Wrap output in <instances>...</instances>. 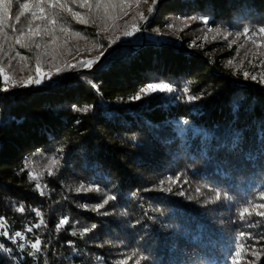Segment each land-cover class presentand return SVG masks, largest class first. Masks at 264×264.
I'll use <instances>...</instances> for the list:
<instances>
[{"label":"trees","instance_id":"1","mask_svg":"<svg viewBox=\"0 0 264 264\" xmlns=\"http://www.w3.org/2000/svg\"><path fill=\"white\" fill-rule=\"evenodd\" d=\"M90 3L91 11L71 5L87 23L65 12L54 43L43 31L26 33L30 47L20 48L10 28L7 41L0 33V67L8 75L18 82L35 78L39 56L41 73L52 77L0 91V217L6 225L0 231L24 235L15 243L0 237L12 249L11 255L0 251V264H117L133 252L128 264L139 255L148 256L140 264H229L241 232L253 238L260 258L245 250L240 264H264V218L240 216L264 202V150L257 139L264 83L244 76L264 74V36L242 35L264 26V0ZM17 11L14 0L9 16ZM34 23L43 28L45 22ZM21 24L27 27L24 18ZM133 24L144 30L125 36ZM97 57L91 68L79 65ZM157 82L175 90L132 99ZM188 95L201 98L189 101ZM74 105L91 108L74 111ZM109 195L116 199L93 210ZM63 217L69 223L57 230ZM92 224L94 230L79 234ZM36 237L40 251L29 243Z\"/></svg>","mask_w":264,"mask_h":264},{"label":"snow or ice","instance_id":"2","mask_svg":"<svg viewBox=\"0 0 264 264\" xmlns=\"http://www.w3.org/2000/svg\"><path fill=\"white\" fill-rule=\"evenodd\" d=\"M14 0H0V10L3 11V16H0V33H3L5 37V41H7L8 38V32L5 30V28H10L11 32L15 34L14 36V43L16 45H19L20 48H29L30 44L25 42L26 33L28 37H31L32 35H40L41 31H43L45 34H51L52 35V41L53 43L57 39V37L54 35L55 33V25L60 23L63 20V14L67 12L71 15L72 19L76 20L77 23H87L85 19H83L82 13L80 11H76L73 9L71 5H76L78 8H88L89 11H91V8L93 5L90 3V0H24V2H21V0H15V4L17 5L18 11L13 13L11 17L9 16L10 9L13 5ZM153 6L156 4V0H152ZM96 8L101 7V0H96L95 4ZM33 8L39 10V14L37 11L32 10ZM149 13L153 12V8L148 9ZM26 12L28 15L26 16ZM140 19H143L147 21L148 17L144 16L143 13L138 14ZM14 19L15 23L6 25L5 22L8 19ZM24 18L27 21V27L21 24V20ZM192 19H196L193 17ZM36 20L44 21L43 28L41 24L34 23ZM203 22L205 24L209 23V19L207 16L203 18ZM48 25H52L53 27L49 28ZM173 25H169V27H172ZM144 29L140 27L137 24H133V31H126L124 33L125 36H131L134 34V32H142ZM60 31L64 32L67 31V29L61 25ZM251 31L252 35H262L264 36V26L260 27L259 29L254 30H246L242 35L246 36L248 39H252V36L249 35V32ZM75 35L79 36L80 33L76 32ZM236 41L234 40L233 43ZM115 43V41H110L109 46L111 44ZM252 43L255 44L256 41L252 40ZM243 45H241L242 47ZM260 45H257L259 47ZM35 47L39 49L41 47L40 44H36ZM3 50L2 45H0V51ZM105 51H107L105 49ZM104 53H101V56H103ZM16 56L20 57L21 60L26 59V57L22 56L20 52H16ZM15 59V57H11L8 60V63L11 64L12 61ZM100 60V57H97L93 60H82L79 62L80 66L89 67L91 68L93 65H95ZM231 63V61H229ZM264 64V61L261 62ZM36 77L29 76L27 81H20L18 82L15 80L12 76L8 75L5 71V68L0 67V77H2V83L4 84L3 88H0V91H9L11 87L18 86V83H35L40 84L43 82L44 78L51 79L50 73H41L40 70V58L39 56L36 59ZM69 67L75 68L77 65H69ZM244 76L246 79H252L254 81H257L259 83H264V74H261L258 78L256 75H250L248 72L244 73ZM190 83V82H189ZM95 87V85H93ZM175 89L172 84L168 82H157V83H149L146 86L142 87L135 96L132 97L134 100H139L143 96L148 94H154V93H171ZM185 93H190V88L185 87L183 89ZM188 100H197L200 99V96L195 95H188ZM241 107V102L239 100L234 101L232 105V111L235 114V117L238 118L239 110ZM255 107V101L249 102V108L254 110ZM91 106H85L83 108H79L77 106H73L74 111H83L87 112L89 111ZM243 139V135L239 134L234 139V146L239 147L240 141ZM257 139L261 145L262 150H264V123H261L258 132H257ZM248 159L251 161L252 155L251 153L248 154ZM53 164H57L58 161L53 160ZM51 174V172L49 173ZM30 177L32 179H37L36 176H33L31 173H29ZM163 183V182H162ZM37 189H40L41 186L39 184L36 185ZM83 187V186H81ZM88 191H92L93 189H87ZM171 189H169L170 191ZM41 194H43V190H41ZM116 197L114 195H109L103 201L99 204H96L93 206V210L99 211L100 209L104 208L105 205L109 203L111 200H115ZM216 199H220V194L217 193ZM259 199L261 201H264V192L261 193ZM264 202L254 204L252 205V208H245L243 211H241L240 216L241 219H243L246 215L251 216L255 214L256 216L264 218ZM18 211L23 212L24 208L21 206ZM37 212V215H40V212L38 210H35ZM103 215H107V212L102 213ZM44 221L41 219L40 224H43ZM69 218L63 217L60 219V221L57 224V230L61 228L62 225L68 224ZM40 224L33 225L32 227H40ZM6 227L4 223V218L0 217V229H4ZM32 227H28L27 231L31 232ZM97 227L96 224H92L90 227H85L83 230L79 233L81 236H84L85 234L91 232ZM73 235H76V232L72 233ZM0 237L7 238L11 240L12 242H17L18 240H23L24 235L21 231H16L14 233L10 231H0ZM253 238L247 236L245 233L241 232L239 237L237 238L235 248L230 252V256L232 257L229 264H240L241 259V253L245 250L251 253V256L255 257L257 260L260 258V252L255 250V244L252 243ZM260 241H264V236L259 237ZM259 242V241H257ZM31 244V249H34L36 251H40L41 246V240L39 237H36L34 242L29 241ZM20 250H24V244L23 243H17L16 245ZM0 251H3L5 253H8L9 255L12 254V249L6 247L5 244L0 243ZM28 255H33L32 252H28ZM133 256H137L136 252H133L131 256L127 257V259H123L117 262V264H128V260H131ZM97 259H101L100 257H97ZM148 256L147 255H139L138 258L135 261V264H140L141 261H147ZM47 264V262H45ZM248 264H252L251 261L248 262Z\"/></svg>","mask_w":264,"mask_h":264},{"label":"water","instance_id":"3","mask_svg":"<svg viewBox=\"0 0 264 264\" xmlns=\"http://www.w3.org/2000/svg\"><path fill=\"white\" fill-rule=\"evenodd\" d=\"M115 49H117V48H115Z\"/></svg>","mask_w":264,"mask_h":264}]
</instances>
